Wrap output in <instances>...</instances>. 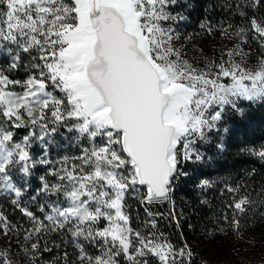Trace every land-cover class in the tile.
<instances>
[{
    "label": "snow or ice",
    "instance_id": "1",
    "mask_svg": "<svg viewBox=\"0 0 264 264\" xmlns=\"http://www.w3.org/2000/svg\"><path fill=\"white\" fill-rule=\"evenodd\" d=\"M256 111L264 0H0V264H264Z\"/></svg>",
    "mask_w": 264,
    "mask_h": 264
},
{
    "label": "trees",
    "instance_id": "2",
    "mask_svg": "<svg viewBox=\"0 0 264 264\" xmlns=\"http://www.w3.org/2000/svg\"><path fill=\"white\" fill-rule=\"evenodd\" d=\"M198 15L199 13H194V17ZM261 144H264V111H256L251 122L238 126L232 145L228 149V154L220 158L216 167L210 170L213 172V178H216L217 175L225 178L236 177L243 174L245 170L255 167L259 173L256 181L260 183L264 177V168H261L259 162L254 161L253 158L240 154L238 150L244 146L259 147ZM180 195L183 196L184 193L181 192ZM210 196L215 197L214 204L217 206H220L221 200L224 199L218 193H211ZM187 199L193 200L194 196L187 197ZM9 212H11L10 209ZM197 259L199 258L197 257Z\"/></svg>",
    "mask_w": 264,
    "mask_h": 264
},
{
    "label": "rangeland",
    "instance_id": "3",
    "mask_svg": "<svg viewBox=\"0 0 264 264\" xmlns=\"http://www.w3.org/2000/svg\"><path fill=\"white\" fill-rule=\"evenodd\" d=\"M195 26L193 28L189 29V31H193ZM224 199H227V197H224ZM199 231V228H198ZM190 241L193 243L194 246H196L199 242L197 239H194L191 235L189 237ZM197 251L200 252L201 255L207 256L210 252L214 253L215 258H224L228 254V245L226 243L218 242L215 245H206L202 244L197 248ZM256 257H259V250H257ZM199 258V257H198Z\"/></svg>",
    "mask_w": 264,
    "mask_h": 264
}]
</instances>
